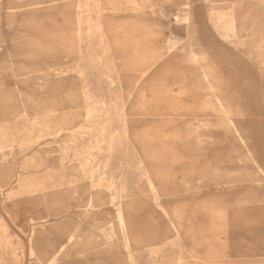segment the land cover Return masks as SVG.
<instances>
[{
    "label": "rangeland",
    "instance_id": "374dc122",
    "mask_svg": "<svg viewBox=\"0 0 264 264\" xmlns=\"http://www.w3.org/2000/svg\"><path fill=\"white\" fill-rule=\"evenodd\" d=\"M0 221L20 264H264V0H0Z\"/></svg>",
    "mask_w": 264,
    "mask_h": 264
},
{
    "label": "bare ground",
    "instance_id": "6f19581e",
    "mask_svg": "<svg viewBox=\"0 0 264 264\" xmlns=\"http://www.w3.org/2000/svg\"><path fill=\"white\" fill-rule=\"evenodd\" d=\"M13 70V69H12ZM239 138V137H238ZM240 140V139H239ZM243 146V145H242ZM5 232H6V230H5V226L1 223V221H0V234H1V241H2V243H3V245H4V247H5V251H6V256L9 258V259H12L13 260V262L15 263V264H20V260H19V256H18V254H16V253H14L11 249H9L10 247H8L9 245H8V243H9V239L8 240H6L5 239ZM8 236V235H7ZM10 244V243H9ZM2 245V244H1ZM57 254V253H56ZM1 263H3V261H0V264Z\"/></svg>",
    "mask_w": 264,
    "mask_h": 264
}]
</instances>
